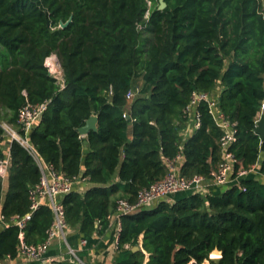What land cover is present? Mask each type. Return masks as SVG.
Returning a JSON list of instances; mask_svg holds the SVG:
<instances>
[{"label": "trees", "instance_id": "obj_1", "mask_svg": "<svg viewBox=\"0 0 264 264\" xmlns=\"http://www.w3.org/2000/svg\"><path fill=\"white\" fill-rule=\"evenodd\" d=\"M164 1L160 10L159 0H0V159H11L5 194L0 178V211L7 220L30 212V190L41 177L3 123L18 128L22 106L48 101L28 140L44 162L90 185L61 198L65 222L82 237L109 233L103 252L110 264H264V179L257 175L264 177V140L255 131L264 100L261 0ZM52 54L61 81L46 66ZM217 88L235 128L228 147L235 168L255 165L257 174L122 215L112 249L117 200L134 202L139 189L167 173L166 159L180 155L186 177H209L221 160L223 131L207 103H198L194 129L183 113L194 91ZM92 114L97 130L81 136ZM53 219L42 204L23 228L0 229V260L15 257L21 239L43 242ZM140 236L146 262L133 249ZM215 250L221 256L211 258ZM87 253L76 254L87 262ZM53 264L79 263L69 253Z\"/></svg>", "mask_w": 264, "mask_h": 264}, {"label": "built area", "instance_id": "obj_2", "mask_svg": "<svg viewBox=\"0 0 264 264\" xmlns=\"http://www.w3.org/2000/svg\"><path fill=\"white\" fill-rule=\"evenodd\" d=\"M46 66L49 69V73L58 81L62 80V69L56 55H51L46 59ZM139 87L131 88L127 92L128 98H133L138 92ZM204 101L207 103L208 108L213 115L216 124L222 129L223 134L219 140V144L222 151V158L219 163L214 166L210 172L209 177L202 175H193L192 177H186L180 173V159L181 156L177 155L173 159H166L167 173L160 179L150 183L138 190L137 197L134 202H130L125 198L117 200L114 214L110 217L113 225L114 241L112 243V249H118V237L121 229L120 217L125 214L134 213L141 209H150L157 205L161 201H166L167 197L173 196L181 192H210L213 188H225L234 183H239L240 180L251 173L256 171V166L253 165L248 169L235 168L237 159L233 153L228 150L229 145L235 139L234 125L227 119L224 113L221 111L218 105V94L215 91L201 92L194 91L188 104L183 108L184 115L191 118L192 129L199 126V114L196 107L199 102ZM48 101H44L37 104L27 103L19 109L17 124L18 128H15L7 123H3L5 132L12 138L19 141L33 156L39 170L41 177L39 182L30 190V212L24 216H13L8 220L0 211V223H4L6 226L15 224L20 228L26 225L27 220L30 218L31 212L37 209L40 205H48L53 212V222L50 228L47 230L46 239L38 244H26L20 242L18 251L19 254L25 256L29 260L44 261V255L51 244L54 237L58 236L63 239L66 244L68 252L73 255L74 260L79 264H90L82 261L66 241V233L69 229L64 216V207L61 202V198L77 189L78 191H84L85 184L80 177H70L57 171L52 165L44 162L39 156L35 148L28 140V133L33 129L42 118L44 111L47 108ZM264 112V100L260 106V113L258 119ZM257 119V121H258ZM11 165V159L9 153L0 159V178L5 180L8 175V170ZM22 237V233H20ZM81 245L86 243L85 238H81ZM138 249H141L145 253V262L148 260V253L142 247L141 236L138 240ZM211 257V254H210ZM212 258V257H211ZM188 264H195L194 260H190ZM207 264V262L203 263Z\"/></svg>", "mask_w": 264, "mask_h": 264}, {"label": "crops", "instance_id": "obj_3", "mask_svg": "<svg viewBox=\"0 0 264 264\" xmlns=\"http://www.w3.org/2000/svg\"><path fill=\"white\" fill-rule=\"evenodd\" d=\"M219 89L217 88L215 92H218ZM257 172V171H256ZM255 173V172H254ZM257 174V173H255ZM261 179H264L260 174H257ZM4 194L7 191L8 181L7 178L4 180ZM89 184H85V188L89 187ZM220 189L218 187L213 188L212 190ZM183 192L177 193L173 196L167 197L166 201L174 202L179 196H183ZM189 194V193H188ZM187 195V194H185ZM4 223H0V229L5 227ZM81 238L86 239V243L81 245L80 241ZM109 240V233H105L104 235H92L91 237H82L79 233L72 229H68L66 233V241L69 246L74 249L77 253L79 251L86 250L88 253L86 254L85 260L86 263H98L104 261L105 264H110L111 259L110 257H106L104 254V246ZM69 254L68 249L66 248V244L61 237H54L51 244L49 245L45 255L44 261L39 260H29L25 256L21 254H17L15 257H5L4 259L0 260V264H53L56 261L62 260L65 256ZM219 257V255H218Z\"/></svg>", "mask_w": 264, "mask_h": 264}, {"label": "water", "instance_id": "obj_4", "mask_svg": "<svg viewBox=\"0 0 264 264\" xmlns=\"http://www.w3.org/2000/svg\"><path fill=\"white\" fill-rule=\"evenodd\" d=\"M166 7V2L164 0H159V7L158 9L162 10ZM72 20V15L69 17V19L66 22L60 21V27H66L69 22ZM97 122H98V115L92 114L90 115L86 120L85 124L78 128V132L81 136H86L90 131H96L97 130ZM255 131L260 135L261 140H264V112L260 116V118L257 121ZM7 134V132H5ZM86 144L87 141H84ZM134 250H138V246L133 247ZM218 252V255L221 256V251L215 250Z\"/></svg>", "mask_w": 264, "mask_h": 264}, {"label": "rangeland", "instance_id": "obj_5", "mask_svg": "<svg viewBox=\"0 0 264 264\" xmlns=\"http://www.w3.org/2000/svg\"><path fill=\"white\" fill-rule=\"evenodd\" d=\"M261 3H262L263 11H264V0H261ZM52 55H55V54H52ZM183 193H184V194H188L189 192H183ZM211 257H212V258H217V257H218V252H216V251L214 252V251H213V252L211 253Z\"/></svg>", "mask_w": 264, "mask_h": 264}, {"label": "bare ground", "instance_id": "obj_6", "mask_svg": "<svg viewBox=\"0 0 264 264\" xmlns=\"http://www.w3.org/2000/svg\"><path fill=\"white\" fill-rule=\"evenodd\" d=\"M215 252V251H214Z\"/></svg>", "mask_w": 264, "mask_h": 264}]
</instances>
